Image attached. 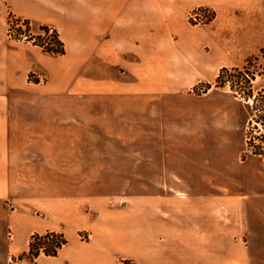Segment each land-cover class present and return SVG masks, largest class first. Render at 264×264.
Wrapping results in <instances>:
<instances>
[{"label": "crops", "instance_id": "1", "mask_svg": "<svg viewBox=\"0 0 264 264\" xmlns=\"http://www.w3.org/2000/svg\"><path fill=\"white\" fill-rule=\"evenodd\" d=\"M200 8L211 9L214 18L191 23L190 14ZM9 13L29 20L38 30L33 34L41 26L56 29L65 54L9 38ZM263 50L264 0H0V264L28 254L32 235L50 231L63 233L67 244L57 256L23 264H264V160L185 152L197 148L189 121L181 141L175 121H163L168 129L161 136L164 111L204 113L209 100L217 103V133L227 130L221 126L227 114L236 123L231 131L240 133L239 118L227 109L231 101L238 106L235 96L182 92ZM259 78L258 90H264V66ZM63 95L140 100L143 117L152 112L159 123L158 141L144 148L156 144L167 151L152 180L203 182L205 190L170 193L172 205L169 193H142L140 199L125 193L118 210L106 205L101 212L99 204H108L112 193H20L16 183L51 179L32 170L39 165L34 158L41 155V166L52 171L46 150L54 144L81 149L84 140L70 139V127L49 131L32 120L36 111L21 109ZM217 139L205 148L223 150L225 142ZM112 141L122 149L133 146L127 137H112L106 148ZM71 220L77 221L73 238L66 232ZM81 230L90 232L88 241L80 239Z\"/></svg>", "mask_w": 264, "mask_h": 264}, {"label": "rangeland", "instance_id": "2", "mask_svg": "<svg viewBox=\"0 0 264 264\" xmlns=\"http://www.w3.org/2000/svg\"><path fill=\"white\" fill-rule=\"evenodd\" d=\"M201 9L203 8L197 10ZM210 11L209 19L204 23H207L214 16L215 13L211 9ZM10 14L12 13H9V16ZM191 23L196 24L192 21ZM32 32L37 33L38 30L35 29ZM263 66L264 50L257 59L249 64L250 71L254 72L256 78H258L257 81H253L256 93L263 84L259 78ZM215 80L197 83L182 93L196 97H206V94L209 97L217 93H226L230 99H234L235 93L229 87L216 88ZM209 83L212 84V88L206 91ZM236 98L235 101L239 103L238 106L235 108L230 100L231 102L227 103V109L239 118L238 129L240 133H237L236 130L231 131L236 123L230 121V114L225 115L227 119L225 118L224 123L221 125L227 130L222 135L217 133L216 125H220V122L215 118V112H212L217 103L209 100L204 104L206 108L204 113L197 112L189 116L184 112L183 107H180L175 113H170L169 110L164 111L163 127H160L162 129L161 136L165 137V130L168 129L164 122L175 121V125L180 132L176 140L181 141L183 139V129L186 127L185 121H189L192 137L197 148L185 152L199 158H204L212 152H219L225 154L226 158L238 157L243 159L247 140L260 132L253 131L255 123L250 124L254 114L251 109L252 100L246 101L240 97ZM21 109L36 111V117L32 120L36 121L38 126L48 127L49 131L55 133H67L61 127L68 126L71 128L69 130L71 132L70 139L79 137L81 141H84L80 145L81 149H65L62 144H54L51 150H46L45 152L50 155L48 161L51 162L49 166L52 171L41 166L43 161L41 155L34 158L39 162V165L34 166L32 170L34 172L37 170L42 177L52 175L51 179L16 183V186L21 185L20 193H112L108 204H99V212H101L106 205L109 206L110 210H118L125 204V193L133 195L135 199H140L142 193H169L167 196L171 197L167 198V202L172 205L173 195L170 193H187L186 191L192 188L205 190L207 183L203 182H161L152 180V178L156 179L158 177L159 163L163 161V156L167 151L154 148L157 146L156 144L150 146V148H144L145 144L143 145V143L158 141L159 123L158 117H155L152 112L149 118L143 117L141 102L136 98L100 100L94 98L79 99L75 96L63 95L38 98L31 106H22ZM22 120L25 119L22 118ZM259 126L261 132H263L262 126L260 124ZM110 131L113 133H109ZM116 131L117 134L114 133ZM166 136L168 135L166 134ZM112 137H118L119 141L120 138L125 140L127 137L133 143L132 149H122L118 142H113L114 140L112 141V148H106ZM217 138L225 142L226 146L223 150L211 151L205 148L207 141L211 139L218 140ZM250 155L252 154L249 153L247 156ZM147 178L151 180H144ZM115 193H119L117 194L119 196L120 193L124 194L123 197H117ZM214 204L218 205L220 203L215 200ZM76 229L77 221L71 220L66 227L69 237L73 238L76 235ZM78 234L83 241H88L91 238L90 232L87 230H81ZM18 258L22 260V264L25 259L31 261L36 259L30 254ZM120 264L136 263L131 260H121Z\"/></svg>", "mask_w": 264, "mask_h": 264}, {"label": "trees", "instance_id": "3", "mask_svg": "<svg viewBox=\"0 0 264 264\" xmlns=\"http://www.w3.org/2000/svg\"><path fill=\"white\" fill-rule=\"evenodd\" d=\"M215 16V14H214ZM214 16L212 18H214ZM27 20V19H26ZM27 41H31L43 48V50L52 55L65 54V45L60 38L58 31L49 26H41L39 34H33L30 21L27 20ZM258 56L251 57L242 67H223L220 69L215 80L216 88L229 87L235 93L236 97H240L246 101L252 100L251 109L254 113L250 124L255 123L253 131H258L257 135L247 140L246 152L242 156L243 159L249 153L264 159V90L257 93L253 86L256 76L250 71L249 64L257 59ZM212 88V84H207L206 91ZM262 126L263 132H261ZM67 239L63 233L50 231L44 234L35 233L30 239L29 252L33 258H38L43 254L48 256H57L61 248L67 244Z\"/></svg>", "mask_w": 264, "mask_h": 264}, {"label": "built area", "instance_id": "4", "mask_svg": "<svg viewBox=\"0 0 264 264\" xmlns=\"http://www.w3.org/2000/svg\"><path fill=\"white\" fill-rule=\"evenodd\" d=\"M210 9L203 8L201 10L193 11L190 14V20L196 24L204 23L209 18ZM27 28L28 23L26 19L18 17L14 14H10L7 20V33L9 38L18 39V40H26L27 38ZM41 253H43V248L41 249ZM11 264H22V260L18 257L13 258Z\"/></svg>", "mask_w": 264, "mask_h": 264}]
</instances>
